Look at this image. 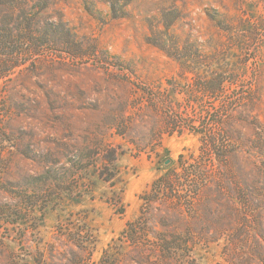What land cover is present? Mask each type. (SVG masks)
Returning a JSON list of instances; mask_svg holds the SVG:
<instances>
[{"label": "rangeland", "instance_id": "374dc122", "mask_svg": "<svg viewBox=\"0 0 264 264\" xmlns=\"http://www.w3.org/2000/svg\"><path fill=\"white\" fill-rule=\"evenodd\" d=\"M24 3L21 66L0 79V264H36L40 255L65 264L49 250L69 249L58 227L70 215L93 228L99 262L139 217L152 182L180 154L197 156L205 136L238 150L221 168L231 193L252 182L260 189L247 239L196 241L191 258L224 262L242 244L245 253L264 228V0ZM27 21L36 26L25 36ZM217 74L226 83L203 90ZM187 224L176 232L201 233ZM120 251L122 263L128 248Z\"/></svg>", "mask_w": 264, "mask_h": 264}, {"label": "trees", "instance_id": "16d2710c", "mask_svg": "<svg viewBox=\"0 0 264 264\" xmlns=\"http://www.w3.org/2000/svg\"><path fill=\"white\" fill-rule=\"evenodd\" d=\"M26 1L0 0V79L21 66L18 57L22 53L16 48L20 35L15 34V28L22 17L28 16ZM35 26L27 21L23 32L33 30ZM24 35H32V32ZM226 80L221 74L214 75L205 81L202 89L215 94ZM199 151L197 156L187 158L180 154L177 167L152 182L149 190L142 195L139 217L126 224L117 238L119 243L108 245L99 262L92 260L96 247L93 228L85 217L74 218L73 215L58 227L59 237L69 249L58 254L51 249L50 257L55 259L60 256L65 264H194L191 252L196 241L216 243L230 235L235 236V240L238 237L247 239L249 233L242 234L244 220L249 210L256 206L260 188L254 187L253 182L246 189L238 187L236 193L227 188V178L221 168L228 167V163L237 157L238 150L234 145L223 146L216 137L205 136ZM115 160L113 151L110 159H104L108 164ZM100 178L106 182L112 179L111 175H100ZM117 201L119 204V198ZM110 204L117 206L116 203ZM120 208L123 210L122 206ZM152 220L155 226L163 229L162 232H153V227L149 226ZM194 222L202 228L200 234L176 232V228L183 223H188L185 228L192 229L190 223ZM250 244L245 253L243 250L246 247L242 244L224 262L215 264H264V228L261 225ZM124 247L128 248V253L119 263L123 255L120 250ZM115 255H120V260ZM40 258L41 255L34 259L36 264H43Z\"/></svg>", "mask_w": 264, "mask_h": 264}, {"label": "water", "instance_id": "95a60500", "mask_svg": "<svg viewBox=\"0 0 264 264\" xmlns=\"http://www.w3.org/2000/svg\"><path fill=\"white\" fill-rule=\"evenodd\" d=\"M169 162V160L168 161H166V163H168Z\"/></svg>", "mask_w": 264, "mask_h": 264}]
</instances>
